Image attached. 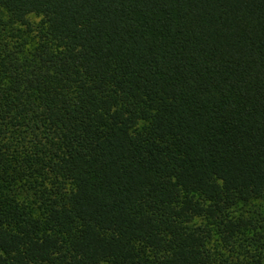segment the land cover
<instances>
[{
    "label": "trees",
    "instance_id": "16d2710c",
    "mask_svg": "<svg viewBox=\"0 0 264 264\" xmlns=\"http://www.w3.org/2000/svg\"><path fill=\"white\" fill-rule=\"evenodd\" d=\"M0 264H264V0H0Z\"/></svg>",
    "mask_w": 264,
    "mask_h": 264
}]
</instances>
